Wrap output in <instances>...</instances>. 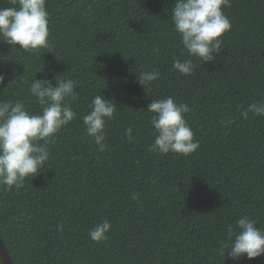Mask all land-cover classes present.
Here are the masks:
<instances>
[{
	"label": "trees",
	"instance_id": "16d2710c",
	"mask_svg": "<svg viewBox=\"0 0 264 264\" xmlns=\"http://www.w3.org/2000/svg\"><path fill=\"white\" fill-rule=\"evenodd\" d=\"M174 3L46 0L48 48L15 51L0 41V101L39 114L29 89L44 78L74 80L78 93L76 119L49 145L41 172L19 190L0 186V241L12 264H264V256L217 251L241 217L264 229V117L240 115L264 100V0H230L231 30L207 63L184 51ZM174 59H192L193 74L176 72ZM153 69L160 78L142 87L140 74ZM98 94L118 111L106 123L104 152L82 121ZM169 96L191 109L185 118L199 148L189 156L148 151L147 106ZM105 219L108 239L93 242L89 231Z\"/></svg>",
	"mask_w": 264,
	"mask_h": 264
},
{
	"label": "clouds",
	"instance_id": "9594fccd",
	"mask_svg": "<svg viewBox=\"0 0 264 264\" xmlns=\"http://www.w3.org/2000/svg\"><path fill=\"white\" fill-rule=\"evenodd\" d=\"M11 6L0 7V41L12 50L35 52L49 47V13L46 0H10ZM230 7V0H175L171 9V19L180 43L189 57L203 63L212 62L221 51L225 33L231 30V22L223 9ZM18 51V52H19ZM158 54V49H153ZM173 69L189 76L194 72L192 59H174ZM160 78L156 69L140 74L142 87L150 86ZM55 86L47 78L35 79L30 93L41 107L39 114H31L25 105L0 101V186L6 191L24 187L28 177H35L50 158L49 145L63 128L76 119L77 113L70 101L78 98L77 82L71 79L57 81ZM5 77L0 75V84ZM15 80L6 88L15 84ZM155 133L154 143L148 151L167 155L175 153L189 156L199 148L194 140V132L185 116L191 111L184 103H177L172 97L152 100L147 106ZM117 109L111 99L96 95L91 102V110L82 117L85 132L94 141L97 150L104 152L107 145L105 126L114 119ZM264 117V100L251 103L241 112L244 120ZM224 124L223 121H221ZM232 123L231 120L227 122ZM133 129H125V138L133 142ZM133 196V199H136ZM257 222L241 217L233 228L228 226L226 242L217 250L218 254L230 256L233 260L245 257L253 260L264 256V229L257 230ZM111 224L105 219L89 231V238L96 243L106 241ZM58 231L63 224H58ZM230 249V250H228ZM226 250H228L226 252Z\"/></svg>",
	"mask_w": 264,
	"mask_h": 264
},
{
	"label": "water",
	"instance_id": "95a60500",
	"mask_svg": "<svg viewBox=\"0 0 264 264\" xmlns=\"http://www.w3.org/2000/svg\"><path fill=\"white\" fill-rule=\"evenodd\" d=\"M0 259H1L3 264H12L10 259H9L7 252L5 251L4 246L1 243V241H0Z\"/></svg>",
	"mask_w": 264,
	"mask_h": 264
}]
</instances>
